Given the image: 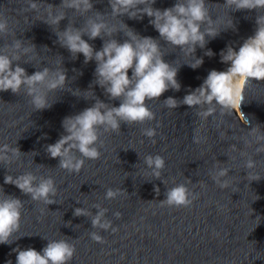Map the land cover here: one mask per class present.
Returning a JSON list of instances; mask_svg holds the SVG:
<instances>
[{
	"label": "water",
	"instance_id": "1",
	"mask_svg": "<svg viewBox=\"0 0 264 264\" xmlns=\"http://www.w3.org/2000/svg\"><path fill=\"white\" fill-rule=\"evenodd\" d=\"M89 2L91 7L84 10L69 7L71 0H0V23H5L0 55L11 58L13 67H23L28 75L49 70L45 81L35 85V94L46 98L48 106L43 109L34 106L26 85L16 93L0 91V150L8 146L6 152L0 151L7 156L0 161V196L23 202L19 230L7 243H0V264H16L15 249L41 251L48 241L59 239L75 246L69 264H264V79L244 80L239 112L215 101L195 107L179 103L174 109L164 103L168 97L182 101L210 71H226L230 62H222V51L229 47L238 51L254 36L264 7L237 9L227 0H204L203 46H177L159 35L150 23L154 18L144 10L163 11L186 0H144L120 12L113 11L115 0ZM92 22L105 26L95 39L89 38ZM67 29L78 31L94 50L113 40L123 43L134 37L135 43L151 37L157 55L176 69L180 83L178 91L169 88L159 99L146 101L155 114L153 120L121 122L118 132L98 129L96 147L101 156L85 159L79 173L60 168L59 158L47 153V145L66 134L65 117L96 100L109 106H119L121 100L110 99L97 83L95 59L85 63L82 53L64 46ZM200 58V66H190ZM58 72L66 74L64 84L49 89ZM209 108L211 115H199ZM146 128H155L156 135H143ZM17 147L20 152L13 153ZM73 154L80 158L78 151ZM149 154L165 160L159 177L145 163ZM222 169L226 175L217 177ZM22 173H32L37 182L52 177L55 202L33 200L4 182L6 175ZM224 182L227 186L221 188ZM177 184L187 187L192 204L162 205L167 191ZM109 187L120 190L113 199L105 198ZM76 208L90 214L76 216ZM100 209L105 210L102 222H111L108 229L92 225ZM92 232L104 242L92 240Z\"/></svg>",
	"mask_w": 264,
	"mask_h": 264
},
{
	"label": "clouds",
	"instance_id": "2",
	"mask_svg": "<svg viewBox=\"0 0 264 264\" xmlns=\"http://www.w3.org/2000/svg\"><path fill=\"white\" fill-rule=\"evenodd\" d=\"M143 2L144 0H115L111 6L114 12H120ZM152 2L155 3V0ZM227 3L234 4L237 9L251 10L264 7V0H227ZM68 6L75 8L83 6L84 10H87L91 4L89 0H71ZM144 12L154 18L150 23L168 42L177 46L197 43L203 46L204 34L200 32V23L204 21L207 14L204 0H186V3H176L163 11L149 7ZM59 19L60 17H57L52 22L56 23ZM262 24H264V17H258V27L254 36L246 40L238 51L230 47L227 52L222 51V62H230L226 71H210L203 83L186 94L182 101L178 102L175 98L168 97L164 101L165 105L174 109L179 103L195 107L205 103L212 104L215 101L222 107L234 110L238 102L243 101V95L242 90L238 95L233 93L230 87L231 77L240 76L245 81L249 78L264 79V26H260ZM104 27L102 23H90L89 38L95 39ZM4 29L5 23H0V31ZM209 34L213 33L209 32ZM133 40H126L123 43L113 40L104 44L100 50H94L78 31L67 29L63 34V44L70 52L82 53L85 63L92 59L97 61L95 70L97 83L104 88L110 99L121 100L119 106H109L102 100H96L92 106L64 118L62 126L66 134L61 135L55 143L47 145L46 151L52 158L58 157L59 167L69 173H79L85 159L100 158L101 152L96 147L99 140L98 129L118 132L121 122L130 125L153 120L155 114L146 101L159 99L169 88L177 91L180 88V83L176 79V69L157 55L158 46L152 38L144 37L135 43ZM207 54L211 55V50ZM202 63L203 60L200 58L190 66L196 68ZM129 69L132 70L131 77L128 75ZM48 71L45 68L28 75L23 67L19 65L13 67L11 58L0 55V91L10 89L16 93L22 84L26 85L29 95L33 97L34 106L37 109H43L48 106L46 98L35 94V85L45 81ZM65 80L66 74L58 72L56 78L49 81L47 86L49 89H55L62 86ZM212 112L213 109L209 108L199 115L207 117ZM143 135L152 138L156 135V129L146 128L143 130ZM193 139L198 141L196 136ZM7 150L8 146L5 145L0 151ZM73 150L79 152L80 158L73 154ZM11 151L18 154L20 149L17 147ZM144 159L148 167L153 169V174L159 177V170L165 166L164 158L159 154L154 156L149 154ZM6 160L7 156L0 154V161ZM248 166H252L251 162ZM226 172V169L220 170L217 177L226 175ZM254 178L258 179V177ZM4 182L14 184L23 193L30 195L33 200L43 201L45 204L55 202L53 197L57 193V188L52 177H44L37 182V178L32 173H22L16 177L6 175ZM226 186L227 182L220 184L221 188ZM119 192V189L114 190L109 187L105 192V198L113 199ZM161 204L187 207L192 204V200L188 198L187 187L184 184H177L167 191L166 199L161 201ZM22 208L23 202L20 199L6 194L0 196V243H7L13 233L19 230ZM104 213L105 210L100 209L92 217L93 227L104 229L111 227L110 221L102 222ZM89 214L84 208L74 210L76 216ZM116 215L119 217L121 214L118 212ZM112 231L115 232L117 229L113 228ZM90 237L96 242H104V238L96 232H92ZM15 251L17 252L16 264H69L76 249L68 240L59 239L48 241L41 251L34 248L15 249Z\"/></svg>",
	"mask_w": 264,
	"mask_h": 264
},
{
	"label": "rangeland",
	"instance_id": "3",
	"mask_svg": "<svg viewBox=\"0 0 264 264\" xmlns=\"http://www.w3.org/2000/svg\"><path fill=\"white\" fill-rule=\"evenodd\" d=\"M242 79L240 76H233L231 77V84L230 87L232 88L233 92L236 89V85L239 83V81ZM239 112V109H236ZM243 120V118H241Z\"/></svg>",
	"mask_w": 264,
	"mask_h": 264
},
{
	"label": "bare ground",
	"instance_id": "4",
	"mask_svg": "<svg viewBox=\"0 0 264 264\" xmlns=\"http://www.w3.org/2000/svg\"><path fill=\"white\" fill-rule=\"evenodd\" d=\"M243 82H244V78L242 77V79L239 81V83L236 85V89L234 90V94H239L242 90L243 87ZM235 109H239V102L238 104L235 106Z\"/></svg>",
	"mask_w": 264,
	"mask_h": 264
}]
</instances>
